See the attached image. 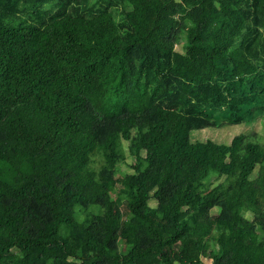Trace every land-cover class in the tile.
Here are the masks:
<instances>
[{"label":"trees","instance_id":"16d2710c","mask_svg":"<svg viewBox=\"0 0 264 264\" xmlns=\"http://www.w3.org/2000/svg\"><path fill=\"white\" fill-rule=\"evenodd\" d=\"M0 264H264V0H0Z\"/></svg>","mask_w":264,"mask_h":264},{"label":"rangeland","instance_id":"374dc122","mask_svg":"<svg viewBox=\"0 0 264 264\" xmlns=\"http://www.w3.org/2000/svg\"><path fill=\"white\" fill-rule=\"evenodd\" d=\"M175 49L178 51L179 47H175ZM239 134H257L256 136H260V141H262L263 136V126L262 121L259 119L251 124H241L238 126H226L223 128L215 129V128H209L204 129L201 131H197L193 133L191 136L192 141H213L215 143H221V144H229L231 139ZM124 148H126V145H124ZM132 164V160L129 158V156L126 157L125 162L120 163L118 166V169L123 172H130V165ZM217 213L216 210H212V214ZM248 217V216H247ZM205 263L208 262V260H203Z\"/></svg>","mask_w":264,"mask_h":264}]
</instances>
